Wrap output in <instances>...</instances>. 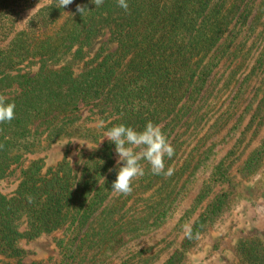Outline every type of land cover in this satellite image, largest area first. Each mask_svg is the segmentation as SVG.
<instances>
[{
  "label": "trees",
  "instance_id": "obj_1",
  "mask_svg": "<svg viewBox=\"0 0 264 264\" xmlns=\"http://www.w3.org/2000/svg\"><path fill=\"white\" fill-rule=\"evenodd\" d=\"M38 4L14 32L21 13ZM231 84L224 108L211 114ZM0 94L16 105L15 118L0 124V179L62 138L93 143L73 162L66 150L47 169L43 157L31 159L14 190H0V264H32L29 244L56 232L52 264H154L164 248H134L135 241L168 222L198 185L174 226L178 247L158 263L183 264L228 211L237 187L231 171L249 176L264 158V0H129L127 13L117 0L98 8L91 0L66 8L58 0H0ZM101 120L99 130L83 125ZM147 121L174 147L165 160L174 173L153 175L145 164L133 190L116 195L117 156L102 137L114 125L141 129ZM248 133L257 143L235 156ZM225 264H264V240L240 237Z\"/></svg>",
  "mask_w": 264,
  "mask_h": 264
},
{
  "label": "rangeland",
  "instance_id": "obj_2",
  "mask_svg": "<svg viewBox=\"0 0 264 264\" xmlns=\"http://www.w3.org/2000/svg\"><path fill=\"white\" fill-rule=\"evenodd\" d=\"M40 5L38 4L21 13L16 22L14 32L24 28L28 16ZM104 39L105 37L99 39L92 50L95 51ZM233 86L234 84H231L219 93V99L211 114L214 115L224 108L229 96L232 94ZM244 103V100L239 103L238 113L239 108H242ZM80 113L83 117H86L89 115V107H82ZM234 118L235 116L231 117L228 124L219 133L214 134L211 139L214 140L221 137L233 122ZM97 123V121H85L83 125L85 127L95 128ZM191 139L192 145L196 139L193 137ZM258 139L259 136H256L255 139L251 140L250 133H248L236 148L235 156L242 154L241 157H244L255 146ZM234 142L235 139L233 138L223 148L220 155L225 154L233 146ZM92 145L93 143L85 137L73 136L62 138L34 154H28L22 162V165L15 167L10 175L0 179V190L5 193L12 192L19 181L20 169L26 166L31 159L43 157L45 162L44 169H47L54 166L63 157L66 150L68 151V158L73 162L77 159L81 151L89 150ZM231 175L237 182V187L231 197L228 211L198 239L194 247L188 250L183 264H225L233 259L235 243L240 237L256 235L264 240V158L259 168L249 176L241 177L235 168L231 171ZM197 186L191 191L178 211L168 222L154 232L135 241L134 248L148 245H156L154 249L164 248L158 261L154 264H158L168 253L178 247L182 233H177L174 226L184 209L189 206L196 193ZM60 235V232H56L50 236H44L31 242L29 246H31L33 254L25 260L32 264H52L58 258V250L55 246L54 238ZM164 240L170 241L167 247H164L166 245V241Z\"/></svg>",
  "mask_w": 264,
  "mask_h": 264
},
{
  "label": "clouds",
  "instance_id": "obj_3",
  "mask_svg": "<svg viewBox=\"0 0 264 264\" xmlns=\"http://www.w3.org/2000/svg\"><path fill=\"white\" fill-rule=\"evenodd\" d=\"M73 0H58V8H66ZM96 8L103 5L104 0H91ZM119 8L129 11V0H117ZM85 7H77L82 14ZM15 102L6 95L0 94V124L11 122L15 118ZM98 128H104V121L97 123ZM102 138L114 145L117 156L116 178L112 181L111 191L116 195H127L133 188V181L145 175L146 164L153 175L170 177L174 173L172 167H166L165 160L174 155V147L158 124L147 121L143 128L120 123L107 129ZM184 235L191 239L192 225L183 226Z\"/></svg>",
  "mask_w": 264,
  "mask_h": 264
}]
</instances>
